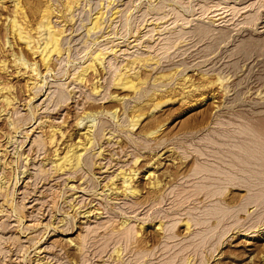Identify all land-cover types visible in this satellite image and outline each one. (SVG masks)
<instances>
[{
  "label": "rangeland",
  "instance_id": "obj_1",
  "mask_svg": "<svg viewBox=\"0 0 264 264\" xmlns=\"http://www.w3.org/2000/svg\"><path fill=\"white\" fill-rule=\"evenodd\" d=\"M20 1L33 27L46 6L55 8L56 23L68 30L67 42L62 41L68 51L53 60L48 86L31 92L13 53L30 61L39 57L7 31L12 3L0 7V62L7 65L5 70L0 65V81L14 84L9 95L16 97L9 107L0 99V264H36L43 256L45 264H264V184L253 156L264 155L257 148H264V0ZM68 1L74 3V22ZM97 13L105 17L102 29L87 31ZM110 46L120 53L109 52ZM103 47L110 54L105 67L98 64V73L89 72L87 81L75 80L74 70ZM115 68L143 82L120 90ZM92 81L100 84L99 93L90 90ZM29 92L38 93L31 103ZM112 94L124 95V101ZM116 107L119 122L98 114L99 126L114 130L112 140L97 136V150L72 179L65 172L54 176L50 156L77 139V119L86 110ZM137 115L142 119L130 127ZM51 124L67 131L64 138L58 134V145L47 141ZM99 147L103 152L97 155ZM120 167L137 170L132 182L139 194L111 186ZM147 170L155 172L152 180ZM120 179H114L118 187ZM249 196L261 199L256 203ZM89 207L97 212L88 215Z\"/></svg>",
  "mask_w": 264,
  "mask_h": 264
},
{
  "label": "bare ground",
  "instance_id": "obj_2",
  "mask_svg": "<svg viewBox=\"0 0 264 264\" xmlns=\"http://www.w3.org/2000/svg\"><path fill=\"white\" fill-rule=\"evenodd\" d=\"M8 1H10L12 4H10V5H12V7H13V9H12V14L11 15H6V18H7V23H6V29H7V31L9 32V33H12V35L14 34L15 36H17L16 38L17 39H19V41L20 42H22L24 45H25V47L31 52V53H33L34 54V56L35 57H39L38 59L36 58V59H32V61H30V60H28V58L27 57H24V55L23 54H20L19 56H17V54L14 52L13 53V55H14V57H15V64H17L16 66L18 67H16L17 68V71H18V73H20V74H22V75H24V76H26L27 77V79H26V84H27V86L26 87H28L29 86V89L31 88V92L34 90V89H36V91L39 89V88H43L45 85L46 86H48L46 83L48 82L47 81V74L49 73V74H51V72L53 71V66H52V62H53V60L55 59V58H59L60 57V59H61V57L64 55V53L66 52V50L67 49H65V46L62 44L63 42L62 41H64L63 39H67L68 37H67V35L65 34V27H63V26H65V22L66 21H64V23H62V24H64L63 26H61V25H59V24H57L56 22H57V20L56 19H54V17H59V16H57L56 14H54V11H55V8H51L50 7V5L49 6H46V8L43 10V12H42V15H41V19H40V21L37 23V25H36V27H33V26H31L32 24L31 23H29V21H28V19H27V14H26V12H25V9H24V6L21 4V1L20 0H0V7H1V9L3 8H6L7 7V5H6V3L8 2ZM53 1V0H52ZM79 0H74V3L76 2H78ZM41 2V1H40ZM54 2V1H53ZM53 2H51V3H53ZM69 2V1H68ZM71 2H72V0H71ZM46 3V2H45ZM70 3V2H69ZM74 3L73 4H68V8L67 9H69L68 11H69V16L71 15V18H72V9H73V5H74ZM47 4H49V3H47ZM54 4V3H53ZM67 4V2L65 3V5ZM102 4V3H101ZM177 4V3H176ZM64 5V6H65ZM77 5V4H76ZM80 5V4H79ZM78 5V6H79ZM53 6V5H52ZM78 6H76V7H78ZM60 7V6H59ZM63 7V6H62ZM43 8V7H42ZM108 8V7H107ZM235 8V7H234ZM65 9H66V7H65ZM119 9V8H118ZM58 10H60V12H61V9H58ZM114 10V9H113ZM173 10V9H172ZM66 11V10H65ZM68 11H67V13H68ZM71 11V12H70ZM117 11V10H116ZM4 12V11H3ZM62 12H64L63 10H62ZM61 12V13H62ZM98 12V11H97ZM118 12V11H117ZM57 13V12H56ZM65 14V13H64ZM0 15H2V13L0 12ZM18 15H21V17H22V19L20 18L19 19V17H18ZM58 15H59V13H58ZM61 15V14H60ZM62 17V16H61ZM66 17V16H65ZM103 17V16H102ZM105 17H103V18H101V14L100 13H97V14H95L94 15V17H93V19H92V21H91V25L87 28V31H97V29H99V28H101V19H104ZM73 21L72 22H74V16H73ZM63 20V19H62ZM105 20V19H104ZM61 21V20H60ZM213 21H215V20H213ZM63 22V21H62ZM104 22V21H103ZM247 22V21H246ZM69 23V22H68ZM31 24V25H30ZM105 24H106V22H105ZM66 25H67V23H66ZM204 25V24H203ZM33 27V28H32ZM204 27H206L205 25H204ZM208 27V26H207ZM68 28V27H67ZM103 28H104V25H103ZM102 29V28H101ZM100 29V30H101ZM208 29L210 30V28L208 27ZM68 31V30H67ZM66 31V32H67ZM102 31V30H101ZM33 32H34V34L35 33H37V35L36 36H34L33 35ZM100 32V31H99ZM71 33H73V32H71ZM91 33V32H90ZM89 34V33H88ZM14 35H13V37H14ZM65 35H66V37H65ZM258 38V37H257ZM65 39V41H64V44H65V42H67V40ZM258 39H260V38H258ZM69 40V39H68ZM248 40V39H247ZM244 41V40H243ZM260 41V40H259ZM6 42H7V44L8 45H12V41L9 39V36L6 38ZM5 42V43H6ZM248 42H250V41H248ZM238 44V43H237ZM264 44V43H263ZM68 46H69V43H68ZM116 46V45H115ZM115 46H113V47H111V48H109V52H112V51H114V52H116V49H115ZM254 47H255V45H253ZM243 47V46H242ZM104 48V47H103ZM118 48H119V46H118ZM250 48V47H249ZM105 49V48H104ZM104 49H97V50H95V51H93L92 53H91V56H90V58L87 60V61H85L83 64H81V65H79L75 70H74V72L72 73L73 75V78L75 79V80H79V81H81V82H84V81H87V75L89 74V72H97V69H98V64L100 65V67L102 66V67H105V65L103 64V62H104V60H105V58H106V55L108 54L107 52L108 51H106V49L104 50ZM123 49V48H122ZM253 49V48H252ZM248 50V49H247ZM255 50V49H254ZM68 51V50H67ZM259 51V50H258ZM70 52V51H69ZM118 52L119 51H117L116 53L118 54ZM122 52V51H121ZM115 53V54H116ZM120 53V52H119ZM125 53V52H124ZM247 53V52H246ZM108 55H110V54H108ZM133 56H134V54H133ZM113 57V56H112ZM135 57H137L136 55H135ZM139 58V57H138ZM156 60H157V58L156 57H154ZM134 59V58H133ZM140 59V58H139ZM145 59V58H144ZM58 60V59H57ZM135 60H137V59H135ZM141 60V59H140ZM151 60H152V58H149V59H147V61L148 62H150L151 63ZM156 60H154V61H156ZM159 60V59H158ZM110 61H111V58L109 59V61H108V63H109V65H110ZM130 61H131V59H130ZM134 61V60H133ZM138 61V60H137ZM137 61H135V62H137ZM147 61H145L146 63H148ZM153 61V62H154ZM160 61V60H159ZM158 61V62H159ZM141 62V61H140ZM140 62L137 64V65H139V67H140ZM152 62V63H153ZM157 62V61H156ZM2 63L3 64H5L6 62H4V60L2 61ZM2 63L0 62V65H1V67L3 66L2 65ZM129 63V62H128ZM124 64V65H128L127 67H129V64ZM132 63H134V62H132ZM132 63H130L131 65H134V64H132ZM142 63V62H141ZM154 64V63H153ZM122 65V64H121ZM144 65V64H143ZM145 65H147V64H145ZM150 65H152V64H150ZM158 65V64H157ZM6 67H7V65H5ZM5 66H3L2 67V69H4L5 70ZM113 66V65H112ZM142 66V65H141ZM149 66V65H148ZM152 66H154V65H152ZM101 67V68H102ZM107 67V66H106ZM115 67V66H114ZM121 67V66H120ZM138 67V68H139ZM146 67V66H145ZM109 68V67H108ZM107 68V69H108ZM132 68V66H130V69ZM137 68V67H136ZM151 68H153V67H151ZM21 69H25L23 72L21 71ZM55 69V68H54ZM104 69V68H103ZM116 70L114 71V73H113V81H114V83H115V85L117 86V88H119L120 90H126V89H128V88H137V86H138V84L139 83H142L143 81H141V80H139L140 82L138 83L137 81H136V79L134 78H132V77H130V74L128 73V71L127 70H125V71H122V70H120V68H115ZM123 69V68H122ZM139 70V69H138ZM8 71V70H7ZM108 71H110V70H108ZM131 71V70H130ZM54 72V71H53ZM98 73V72H97ZM100 73V72H99ZM134 73V72H133ZM133 73H131V74H133ZM137 73V72H136ZM160 73V72H159ZM201 73H204V72H201ZM96 74V73H95ZM161 74H163V73H161ZM178 74V73H177ZM16 75V74H15ZM19 75V74H18ZM98 75V74H97ZM108 75V74H107ZM134 75H136V74H133V76ZM139 75V74H138ZM186 75V74H185ZM207 75V74H206ZM23 76V77H24ZM137 76V75H136ZM162 77V76H161ZM164 77V76H163ZM181 77H182V75H181ZM184 77V76H183ZM182 77V78H183ZM9 78V77H8ZM99 78V77H98ZM186 77H184V79H185ZM138 79V78H137ZM142 79V78H141ZM163 79V78H162ZM189 78H187V80H188ZM165 80V79H164ZM178 80V79H177ZM182 80V79H181ZM187 80H186V82L185 83H188L187 82ZM193 80V79H192ZM216 80H220V82L222 81V78H221V76H218V78L216 79ZM97 81V80H96ZM159 81V80H158ZM176 81V80H175ZM182 81H184V80H182ZM182 81H180V82H182ZM191 81V80H190ZM189 81V82H190ZM223 81H225V80H223ZM108 80H107V84H108ZM160 82V81H159ZM178 82H179V80H178ZM218 82V81H217ZM92 83V89L90 88V90H93V92H97V93H99V91H100V87H99V85L96 83V82H91ZM110 83V82H109ZM169 83V82H168ZM173 83H175V82H173ZM191 83V82H190ZM209 83V82H208ZM223 83V82H222ZM48 84H49V82H48ZM164 84V83H163ZM166 84V83H165ZM184 84V83H183ZM192 84V83H191ZM213 84V83H212ZM13 85L14 84H9V83H3V81H0V99H2L5 103V105L6 106H13L14 105V98H16L15 96L14 97H12V96H10L9 95V92L11 91V89L13 88ZM114 85V86H115ZM146 85V84H145ZM156 85V84H155ZM171 85V84H170ZM195 85V84H194ZM209 85V84H208ZM210 85H211V83H210ZM108 86V85H107ZM159 86V85H158ZM173 86V85H172ZM171 86V87H172ZM177 86V85H176ZM182 86V85H181ZM186 86V85H185ZM201 86V85H200ZM203 86V85H202ZM206 86V85H205ZM104 87V86H103ZM109 87V86H108ZM170 87V86H169ZM220 87H222L221 85H220ZM15 88V87H14ZM107 88V87H106ZM140 88V87H139ZM159 88V87H158ZM157 88V89H158ZM161 88V87H160ZM159 88V89H160ZM191 88V87H190ZM225 88V87H224ZM28 89V90H29ZM33 89V90H32ZM45 90V93L42 95V96H44L45 95V98H47L48 99V94L46 95V89L47 88H44ZM102 89V88H101ZM108 89V88H107ZM156 89V88H155ZM157 89H156V92H158L157 91ZM197 89H198V87H197ZM200 89V88H199ZM165 90V89H164ZM180 90H182V89H180ZM180 90H179V93H181L180 92ZM184 90V89H183ZM186 90V89H185ZM50 91V90H49ZM54 91V90H53ZM138 91V90H137ZM140 91V90H139ZM138 91V92H139ZM163 91V90H162ZM189 91V90H188ZM8 92V93H7ZM144 92V91H143ZM151 92H152V90H151ZM155 92V93H156ZM160 92H161V90H160ZM172 92V91H171ZM185 92V91H184ZM35 94L33 95V96H31L30 94V92H29V95H30V99L28 100V102L29 103H31L32 102V100H34V98H35V96H37V94L38 93H36V92H34ZM52 93V92H51ZM50 93V94H51ZM72 93V92H71ZM102 93V92H101ZM135 93H136V91H135ZM141 94V97L143 96L142 95V91L140 92ZM145 93H147V91L145 92ZM11 94V93H10ZM49 94V95H50ZM89 94V93H88ZM186 94H187V92H186ZM12 95H14L13 93H12ZM61 95V94H60ZM126 95V94H125ZM139 94H137L135 97H137ZM148 95H150L149 93L146 95V96H148ZM69 96V95H68ZM78 96V95H77ZM91 96V95H90ZM39 97V96H38ZM111 97L112 98H115V99H117V100H123L124 98H125V96L124 95H121V96H119L118 94H112L111 95ZM141 97H140V99H141ZM41 98V97H40ZM45 98H42L41 100H44ZM59 98V97H58ZM61 98V97H60ZM64 98V97H63ZM88 98V97H87ZM128 98V97H127ZM144 98V97H143ZM147 99H148V97H147ZM46 100V99H45ZM145 100H146V98H145ZM124 101V100H123ZM137 102H138V99H137ZM144 102V101H143ZM146 102V101H145ZM168 102V101H167ZM46 103V102H45ZM166 103V102H165ZM44 104V103H43ZM160 105V104H159ZM159 105H157V106H159ZM139 106V105H138ZM157 106H155V107H157ZM81 107V106H80ZM135 108V107H134ZM132 109V108H131ZM153 109V108H152ZM3 110V109H2ZM117 107L116 108H114V109H107V110H97V111H87L86 110V112L83 114V116L82 117H79L78 119H77V121H76V125H77V128L79 129V130H77L76 129V131L75 132H77V134L75 135L76 137H77V139H75V141H73V142H70V143H68L67 142V145H64V144H66V143H64V144H62V146H66L65 147V149H64V152H62V153H60L59 151H60V149H58V146L54 149V155L53 156H50V157H53L52 159H51V162H52V168L54 169L53 170V175L55 176V174L54 173H57V172H65V173H69L68 175V177L70 178L71 176V173H74L75 172V174H76V171H81V169L86 165V163H87V161H88V159H90L89 158V152H91V150H93L94 149V151H95V149L96 148H94L95 147V144H96V139H97V136H106V138H108V140H110L111 138L110 137H112V134H113V131H109V132H105V131H107V129L105 130V128H103V127H101V125L99 126V124H98V114L100 113H103V112H105L106 114H110L112 117H116V116H118L117 115ZM154 110V109H153ZM157 110V109H156ZM263 110V109H262ZM260 111V110H259ZM13 112V111H12ZM6 113V112H5ZM8 113H9V111H8ZM104 114V113H103ZM70 115V114H69ZM125 115V114H124ZM12 116V115H11ZM143 116V115H142ZM141 117V115H137V117L135 118H131V123H130V127H135L136 125H137V123H138V121L139 120H141L142 118H140ZM7 118V117H6ZM117 118V117H116ZM119 118V117H118ZM117 118V119H118ZM116 119V120H117ZM7 120H9V119H7ZM49 120V119H48ZM112 120V119H111ZM118 122H119V119L117 120ZM11 122V121H10ZM10 122H9V124H10ZM120 122H122V121H120ZM11 124H12V127H13V122H11ZM50 124V123H49ZM55 124V123H54ZM54 124H51L50 125V129H49V135H48V143L49 144H55V145H58V143H59V137H58V134H60V137L62 138L64 135H65V132H67V131H63V129L60 127V126H58V125H54ZM122 124V123H121ZM129 124V123H128ZM125 125V124H124ZM102 126H104V125H102ZM120 126V125H119ZM262 127V126H261ZM48 128V127H47ZM47 128H45V130L47 129ZM107 128V127H106ZM264 128V127H263ZM81 129H82V131H81ZM134 129V128H133ZM254 129V128H253ZM12 130V129H11ZM41 130V129H40ZM44 130V129H43ZM44 130V131H45ZM255 130V129H254ZM253 130V131H254ZM263 130V129H262ZM261 130V131H262ZM256 131H257V129H256ZM260 131V130H259ZM43 132V131H42ZM74 132V131H73ZM72 132V133H73ZM153 132H156V130L155 131H151V133L150 134H152ZM40 133V132H39ZM46 133V132H45ZM260 133V132H259ZM258 133V134H259ZM263 133V132H262ZM261 133V135H264V134H262ZM69 134V133H68ZM45 135V134H44ZM43 135V136H44ZM133 135H135V134H133ZM260 135V136H261ZM42 136V137H43ZM74 135H72V137H73ZM65 137V136H64ZM63 137V138H64ZM72 137H71V139H72ZM129 137V136H128ZM261 137H263L264 138V136H261ZM260 137V138H261ZM60 138V139H61ZM135 138V137H134ZM140 138V137H139ZM139 138H137V139H139ZM67 139V138H66ZM65 139V140H66ZM157 139V138H156ZM15 140V139H14ZM62 140V139H61ZM74 140V139H73ZM112 140V139H111ZM261 140H263V139H261ZM33 141H35V139L33 140ZM119 141V140H118ZM65 142V141H64ZM30 143V142H29ZM256 143V142H255ZM258 143H259V141H258ZM257 144V143H256ZM107 145V144H106ZM120 145V144H119ZM53 146V145H52ZM61 146V147H62ZM121 146V145H120ZM251 146H253V145H251ZM251 146H249L250 148H251V152H253L252 151V147ZM256 145H254L253 147H255ZM258 146H259V144H258ZM59 147H60V145H59ZM96 147H97V145H96ZM100 148V149H99ZM98 149V151L96 152L97 153V155H100V154H102V152H103V147H99ZM102 148V149H101ZM257 148H259L258 150H260V149H264V148H262V146L261 147H257ZM114 149V148H113ZM118 149V148H117ZM165 149V148H164ZM97 150V149H96ZM170 150V149H169ZM248 150H249V148H248ZM246 152V151H245ZM248 152V151H247ZM257 152V151H256ZM259 152V151H258ZM257 152V153H258ZM92 153H94V152H92ZM260 153V152H259ZM250 154V153H249ZM255 154V153H254ZM261 154V153H260ZM91 155V154H90ZM160 155V154H159ZM158 155V156H159ZM253 155V154H252ZM259 155V154H258ZM23 156V155H22ZM253 156H255V162H257V161H259V162H257L258 163V165L261 167V168H259L258 170L257 169H254L255 170V172L258 174V175H260L261 177V183L262 184H264L263 183V181H264V155L263 156H260L259 155V157H256L257 155H253ZM28 157V156H27ZM91 157V156H90ZM114 157V156H113ZM140 157V156H139ZM157 157V156H156ZM179 157V156H178ZM23 158H24V156H23ZM49 158V157H48ZM171 158V157H170ZM25 159V158H24ZM105 159V158H104ZM138 159V157L136 158V160ZM27 160V159H26ZM45 160H47V159H45ZM135 160V159H134ZM135 160V161H136ZM43 161H44V159H43ZM90 161V160H89ZM121 161V160H120ZM138 161V160H137ZM136 161V162H137ZM48 162H49V160H48ZM99 162V161H98ZM254 161H253V163H255ZM90 164V163H89ZM256 164V163H255ZM102 165V164H101ZM257 165V166H258ZM104 166H105V164H104ZM107 166V165H106ZM105 166V167H106ZM121 166V165H120ZM150 166H151V164H150ZM154 166H155V164H154ZM99 167V166H98ZM104 167V168H105ZM158 167V166H157ZM49 168H50V166H49ZM51 168V169H52ZM85 168V167H84ZM108 169V168H107ZM103 170H105V169H103ZM128 170V169H127ZM125 168H119V170L117 171V169H116V173H114L113 175L112 174H109V175H112L110 178H111V186H113V187H115L116 188V190H117V188H118V192L119 193H121L120 191L123 189L124 191H129L128 192V194L129 193H137V194H139L138 193V189H137V187L135 186L136 184H135V182L133 183L132 182V180L134 179V176L135 175H137V173H136V171L137 170H134L132 173H131V171H127ZM132 170V169H131ZM24 171V170H23ZM22 171V172H23ZM85 171V170H84ZM100 171H102V170H100ZM107 171V170H106ZM104 172V171H103ZM111 172V171H110ZM109 172V173H110ZM114 172V171H113ZM140 172V171H139ZM160 172V171H159ZM78 173V172H77ZM75 174H73V176L75 175ZM145 174V173H144ZM57 175V174H56ZM146 178H149V179H151L152 180V178H150V177H152V176H154L155 175V172H152L151 170H147L146 171ZM222 176V175H221ZM1 177H3V175H1L0 176V178ZM75 177V176H74ZM99 177V176H98ZM116 177H120L121 179H122V184H121V186H120V184H118L120 187H118L117 185H116V182H115V180L114 179H116ZM102 178V177H101ZM100 178V179H101ZM135 178H137V176H135ZM70 179H72V177L70 178ZM120 179V180H121ZM3 180V179H2ZM83 180V179H82ZM81 180V181H82ZM135 180V179H134ZM157 180V179H156ZM18 181V180H17ZM54 181V180H53ZM68 181V180H67ZM78 181V180H77ZM4 182V181H3ZM152 182V184H150ZM149 184L150 185H152L153 186V188L154 187H156V186H158V185H156L155 186V183H154V181H151ZM120 183V182H119ZM133 183V184H132ZM25 183H23V185H24ZM67 184V183H66ZM71 184H73V183H71ZM148 184V185H149ZM157 184H159V183H157ZM161 184V183H160ZM6 185V184H5ZM22 185V186H23ZM30 185V184H29ZM70 185V184H69ZM101 185V184H100ZM105 185V184H104ZM109 185V184H108ZM149 185V186H150ZM70 187H74V186H71L70 185ZM81 187V186H80ZM164 187V186H163ZM1 188H3V186H2V183H1V186H0V189ZM10 188V187H9ZM119 188H120V191H119ZM122 188V189H121ZM111 189V188H110ZM168 189V188H167ZM218 189V188H217ZM103 190V189H102ZM122 190V191H123ZM151 190V189H150ZM158 190H160V189H158ZM86 191V190H85ZM92 191H94V190H92ZM115 191V190H114ZM137 191V192H136ZM167 191V190H166ZM218 191H220L219 189H218ZM97 192V191H96ZM100 192V191H99ZM212 192V191H211ZM216 192V191H215ZM220 192H222V191H220ZM264 192V191H263ZM262 192V194H264ZM88 193V192H87ZM159 193V192H158ZM219 193V192H218ZM43 194V193H42ZM108 194V193H107ZM125 195H128V194H126V192L124 193ZM123 194V195H124ZM224 194V193H223ZM257 194V193H256ZM255 194V195H256ZM117 195V194H116ZM43 196V195H42ZM129 196V195H128ZM134 196V195H133ZM156 196H157V194H156ZM155 196V197H156ZM259 196V194L257 195V197ZM263 197H264V195H262ZM108 197V196H107ZM160 197V196H159ZM250 197V199L252 200V202H256L257 200L259 201V199H261V198H258L257 199V197L255 196V197H252V196H249ZM261 197V196H260ZM167 198V197H166ZM166 198H165V200H166ZM169 198V197H168ZM247 199V198H246ZM249 199V198H248ZM147 200V199H146ZM153 200V199H152ZM168 200V199H167ZM251 200H249V203H250V201ZM4 201V200H3ZM2 201V202H3ZM72 202V201H71ZM131 202V201H130ZM251 202V203H252ZM133 203V202H132ZM247 203H248V201H247ZM256 203H258V202H256ZM106 204V203H105ZM94 205V204H93ZM4 206V202H3V205H2V207ZM6 206V205H5ZM156 206H158V205H156ZM1 207V206H0ZM76 207V206H75ZM244 207H246V206H244ZM161 208V207H160ZM242 208V207H241ZM4 209V208H3ZM140 209V208H139ZM155 209V208H154ZM159 209V208H158ZM244 210H246L247 211V208H243ZM1 210V209H0ZM8 210V209H7ZM96 209L95 208H88L85 212L86 213H88V215L90 214V215H92V213H96L97 211H95ZM5 211V210H4ZM15 211V210H14ZM102 211V210H101ZM8 212V211H7ZM99 212V211H98ZM2 213V212H1ZM85 213V214H86ZM101 214V213H100ZM87 215V216H88ZM102 215V214H101ZM128 215V214H127ZM97 216V215H96ZM134 216V215H133ZM18 217H20V216H18ZM91 217V216H90ZM102 217V216H101ZM195 217V216H194ZM88 218V217H87ZM95 218H98V217H95ZM22 219V218H21ZM94 220H96V219H94ZM102 220V219H101ZM127 218L126 219H123L122 221H121V223L123 224V226H125V224H127V223H129V221L127 222ZM162 220V219H161ZM189 220V219H188ZM89 221V220H88ZM98 221V220H97ZM100 221V220H99ZM98 221V222H99ZM95 222V221H94ZM166 223V222H165ZM172 223V222H171ZM186 223H187V221H186ZM188 223H190V220H189V222ZM152 224V223H151ZM158 225H157V229H161V231H162V229H164V227H163V225H162V223L161 222H159L158 221V223H157ZM164 224V223H163ZM261 224V223H260ZM92 225V224H91ZM120 225V224H119ZM167 225V224H166ZM186 225V224H185ZM121 226V225H120ZM141 226H143V225H141ZM168 226V225H167ZM85 227V226H84ZM169 227V226H168ZM187 227H191L190 225L188 226L187 225ZM186 227V228H187ZM86 228V227H85ZM95 228V227H94ZM258 228V227H257ZM260 228V227H259ZM92 229H93V227H92ZM155 229H156V226H155ZM189 229V228H188ZM87 230V229H86ZM190 230V229H189ZM263 230V229H262ZM160 231V232H161ZM165 231V230H164ZM167 231V230H166ZM169 231V230H168ZM261 231V230H260ZM158 232V231H157ZM77 233H79V232H77ZM80 233H83V232H80ZM138 233V232H137ZM170 233V232H169ZM174 233V232H173ZM68 234V233H67ZM163 234V233H162ZM80 235H82V234H80ZM79 235V236H80ZM160 235V234H159ZM169 235V234H168ZM84 236V235H83ZM135 236V235H134ZM165 236V235H164ZM133 237V236H132ZM76 238V237H75ZM82 238H84V237H82ZM81 238V239H82ZM165 238H166V236H165ZM69 239V241L70 242H72L73 241V239L70 237V238H68ZM189 239V238H188ZM160 240V239H159ZM37 241V240H36ZM40 241V240H39ZM75 241V240H74ZM84 241V240H83ZM155 241V240H154ZM77 242V241H76ZM151 242H153V241H151ZM158 242V241H157ZM75 243V242H74ZM84 243V242H83ZM72 244H73V242H72ZM78 244H80V243H76V245H78ZM74 245V244H73ZM75 245V246H76ZM88 245V244H87ZM35 246V245H34ZM79 246V245H78ZM77 246V247H78ZM121 246V245H120ZM76 247V248H77ZM80 247V246H79ZM117 247V246H116ZM42 249V248H41ZM40 249V250H41ZM51 249V248H50ZM79 249V248H78ZM81 249V248H80ZM47 250V249H46ZM114 250V249H113ZM120 251V250H119ZM36 252H41V251H39V249L37 250L36 249ZM42 252H44V251H42ZM114 252V251H113ZM48 254V253H47ZM83 254V253H82ZM118 254V253H117ZM150 254V253H149ZM50 255V254H49ZM39 256V255H38ZM118 256V255H117ZM62 257V256H61ZM140 257V256H139ZM38 258V257H37ZM46 257L45 256H43V257H40V258H38V259H36V261H35V263L36 264H45V263H47L48 262V260H45L44 261V259H45ZM35 259V258H34ZM114 259V258H113ZM115 259H116V257H115ZM76 260V259H75ZM74 261V260H73ZM107 261V260H106ZM104 262V261H103ZM77 263V262H76ZM190 263V262H189ZM188 263V264H189ZM64 264H65V262H64ZM66 264H68V263H66ZM75 264V263H74Z\"/></svg>",
  "mask_w": 264,
  "mask_h": 264
}]
</instances>
